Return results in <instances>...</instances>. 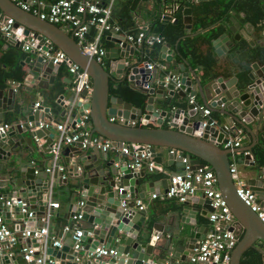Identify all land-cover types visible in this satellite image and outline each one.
<instances>
[{
  "label": "water",
  "instance_id": "water-1",
  "mask_svg": "<svg viewBox=\"0 0 264 264\" xmlns=\"http://www.w3.org/2000/svg\"><path fill=\"white\" fill-rule=\"evenodd\" d=\"M186 1H154L151 11L154 16H160L162 22L177 23L178 19H172V14L166 11H176ZM182 12L188 30L191 28L192 8L187 6ZM0 13L14 19L15 32L9 37L2 35L7 44L22 46L23 41L18 40L21 35L37 40L36 46L29 50L30 55L22 61L30 66L27 75L31 78L25 80V90L49 89V85L54 82V74L60 68L59 64L53 62V56L58 50L65 52L71 61L88 74L89 89L75 95L72 88H68L71 94L68 104L61 103L63 109L56 122H60L61 117H67L70 127L74 129L75 122H79L85 109H89L92 135L96 132L101 137L113 140L119 148L128 147L129 155L133 154L131 145L137 143L146 145L152 157L163 156L162 162L155 163L166 167L165 171L169 173L168 185L170 177L181 169L178 150L185 153L195 167L209 165L215 174L217 189L235 218V223L227 226L238 237L231 252L232 264H240L242 254L256 242H264V224L256 212L236 194L230 173L232 153L222 145L225 131L212 125L203 126L202 111L204 107L210 108L212 112H220L230 119L229 125L234 121L248 132L251 130L248 125L252 122L257 124V129H264V53L250 61L247 52L237 47L241 38L247 40L251 47L256 43L264 46V29L261 30L263 37H258V28L245 20L246 14L232 11L228 18V31L213 40L214 62L196 69L190 63V57L187 58L177 46L172 48L166 42L160 47L155 67L150 69L140 48L130 45L123 34L112 31L110 37L117 45L113 48L105 47V57L114 63L117 79H126L131 88L147 95L142 110L128 100L110 94L109 82L113 72L106 70L94 57L85 53L75 38L58 25L21 8L13 0H0ZM141 21V18H137L133 28H137ZM229 32L233 34L232 37ZM187 50L190 51L189 48ZM174 55L179 57L181 63L174 59ZM1 66L0 62V71ZM171 75L178 78L167 79ZM5 82L10 87L6 91L0 89V122L4 121L5 110L14 111L16 103L23 105L26 111L34 108L33 102H24L26 96L17 93V82ZM177 83L179 85L176 87ZM41 110L46 111L40 104L34 108L28 120H40ZM119 118L133 121L134 124H122ZM136 121L140 124H136ZM149 121L154 126H148ZM166 121L167 127L164 126ZM23 130L18 120L7 129L0 130V159L12 155L10 164L5 165L9 173L7 177L2 176L0 182L13 188L9 193H0V200L5 203L0 207V216L6 223H18L20 228L31 217L29 209L38 205L39 211L45 210L53 193L51 189L57 185L60 162L57 160L52 178L44 176L41 168L24 162V158L15 149L20 142L13 139L20 138ZM33 134L37 138L47 135L53 138L55 132L42 127L35 129ZM83 139L80 136L76 141L61 145L56 155L61 156L68 166V176L63 178L66 187L63 197L70 199L67 203L69 213L64 215L66 226L70 227V230L65 229L67 238L58 247L53 245L52 239L27 237L26 244L33 249V259L28 264L37 263L38 258V264H183L186 258L183 252L177 250L181 244L173 246L172 240H159L155 222L148 219L149 210L139 209L137 204V200L144 199L147 192L161 193L155 181L143 183V190L139 192V178L145 174L142 169L134 171L130 167L131 159L121 161L118 157L112 158L108 151H102L91 159L88 150L95 149V146L89 144L82 147ZM158 147L161 151L156 152ZM233 152H245L244 159H251L248 148H235ZM261 155L264 156V151ZM174 162L176 165L179 162V170L170 171L169 166ZM250 165L254 167L247 172L246 182L264 206V166L259 167V163L255 165L254 162H250ZM18 173L22 175L17 176ZM76 198L83 199V204L79 205ZM6 200L10 201V205L6 204ZM191 203L200 204V214L209 217L212 207L208 198L187 196L181 205V223H195ZM75 213H80L76 221L73 220ZM51 228L50 224L49 232ZM75 230L81 231L79 240L82 247L78 250L72 246ZM195 231L194 236L187 238L185 244L188 257L193 249L188 242L195 241L196 247L199 244L198 229ZM97 247L111 248L116 253L108 257H95L92 252ZM151 255L156 256V260L150 258Z\"/></svg>",
  "mask_w": 264,
  "mask_h": 264
},
{
  "label": "crops",
  "instance_id": "crops-1",
  "mask_svg": "<svg viewBox=\"0 0 264 264\" xmlns=\"http://www.w3.org/2000/svg\"><path fill=\"white\" fill-rule=\"evenodd\" d=\"M14 2H17L19 0H13ZM26 3L30 4L31 6H35L37 8H40L41 11H44L47 9L48 4L50 3V0H22ZM158 3L159 0H140L137 4V10L133 14V20H134V26L137 23V18H141V24L137 28L134 29V33L141 29L148 30L149 27L153 23L152 18V11H151V4L153 2ZM206 0H195L193 1L194 6H191L187 3V1L183 4L181 8H179L178 12H180V17L178 19V22H181L184 34L182 37H180L175 45L171 44L172 48H175L177 44L180 41V44H182V49L180 51L189 58L190 63L194 67V69L200 67V63L196 62L194 58V53L192 51L195 49L197 50V53L200 54L202 57L210 59L209 62H214V56H215V48L213 45V40L216 39L221 33L228 31L227 30V24H230V21L228 18L231 15L232 11H236L237 13L244 12L246 14L245 20L250 21L251 23H254L256 27L258 28L257 36L263 37L261 34V30L264 29V22L263 18H260L257 21H254L253 19V13L255 14L256 11L253 9L251 2L242 3L241 0H235L237 1L235 4H227L220 7L214 6L213 2L217 4L216 0L212 3ZM243 1V0H242ZM241 2V3H239ZM259 3L262 5H259L260 7H264V0H261ZM169 5V3H168ZM191 7L192 13H191V28L186 30L185 23L183 21L184 14L182 12L183 8L185 7ZM213 7H215V13H219L218 19L215 21H211L213 18ZM222 9V12L220 11ZM174 9L172 11L168 10L166 13H171L172 18L174 17V13H176ZM248 13H250L248 15ZM198 15L197 18H199L197 21H194V18ZM159 18V17H158ZM253 19V20H252ZM161 20V19H160ZM203 20L208 21V23L205 26H202ZM213 20V19H212ZM146 22H148V25H146ZM162 22V21H161ZM173 23L172 21H170ZM162 23H169V22H162ZM60 28H62L64 31H66L68 34H71L68 30V27L66 25H58ZM199 26L200 29H196V27ZM125 33H129V31H124ZM111 34V33H110ZM110 34H107V38L110 41V44L108 47L113 48L117 44L112 41ZM230 37H232V33L229 32ZM112 35V34H111ZM189 39L186 44H184V40ZM28 38L22 39V37H18V40L25 42ZM244 39V38H241ZM245 40V39H244ZM247 42V40H245ZM248 44V42H247ZM6 47L9 45L14 44H7L5 42ZM249 46V45H248ZM257 48L260 49V53H264V46H260L259 44H255ZM22 47V46H20ZM152 48L143 46V48L140 47V51L143 53L144 61L152 62L148 58V52L149 49ZM187 48L190 49V51L187 50ZM241 51L245 50L248 54L247 58L250 59V61H253L258 54L256 51H249L247 47L240 48ZM24 52H26V57L29 56V50L26 51L23 49ZM258 50V49H256ZM254 53V54H253ZM259 55V54H258ZM25 59V58H24ZM24 59L22 61H24ZM107 61L110 59L106 58ZM174 59L177 60L178 63H181V60L177 55H174ZM22 61L21 66L22 70L24 71V79L22 82H17L18 85L16 86V91L19 94H23L26 96V100L24 102H40L41 105L44 106V110H41L40 120L45 121H52L56 123V118L59 115L60 111L63 109V106H61V103L67 105L68 99L70 98V92L67 90L68 88L72 87V75L68 72L66 66L61 65L59 70L54 74L55 79L52 85H49V89H39L35 88L32 91L25 90V86L27 85L25 83V80H29L31 77L27 75V70H29L30 66L29 64H23ZM2 64V63H1ZM3 66H1V69ZM112 77L113 79L117 78V74L115 72V66L112 71ZM70 80V81H69ZM12 81V80H11ZM31 86V85H30ZM10 86L5 82L3 86H0V89H4L5 91ZM55 88V89H54ZM42 93V94H41ZM5 95V93H4ZM62 95L63 97H59ZM15 111L11 110H5L4 115V123L11 124L13 122H16L17 120L23 124V131L21 132V137H13L14 140H19L20 144L15 146V149L19 152L22 159L26 163H31L33 166H36L38 168H41L43 175H48L50 178H52L53 169L57 164V160H60L59 162V169H58V178H57V185L51 189L53 192L51 195V198L49 199L48 205L45 207L44 211H39L38 205L37 207L29 209L31 212H33V216L30 217V219L25 220L22 223V228H20V225L18 223H7V225L13 229H27V228H34V227H41V226H47L49 229V226L51 224V231L50 234L56 236V238L63 242L66 240V233H65V227H66V219L64 218V215H68L70 207L67 206V203L69 202V198L63 197V195L66 194V187L63 183V178L68 176V166L67 164L62 161L61 156L55 158V148L56 144L58 142V132L54 128H50L55 132V135L53 138L50 136L37 138L34 136L33 131L34 128H26L25 123L28 121V117L33 113L34 108H30L28 111H26L25 107L23 105H18L16 103L15 105ZM213 117L218 120L220 123V127L226 126L228 127L229 134L232 136H241L242 140H244V143H241V145L237 148L243 147L248 148L249 152H251V159L245 160L244 154L245 152H236L233 154H230V157L232 159V163L235 164V167L237 169V174L239 177L246 179L247 172L252 169L254 166L250 165V162H254L255 165L259 163V167L264 166V156L261 155V153L264 151V129H257L256 123H251L248 125V127L251 129L250 132L247 131V129L243 128L240 124L232 121V123L229 125L228 121L230 122V119L227 118L226 115L221 114L220 112H212ZM6 115L10 118V122L5 121ZM67 120V117H61L60 122H63ZM140 121V120H138ZM136 121V122H138ZM148 126H154L153 122H148ZM233 124V125H232ZM235 126V127H234ZM232 129V130H231ZM95 146V149H89L88 154L91 157V159H94V155H99L102 153V150L97 146ZM61 147V146H60ZM255 150L258 151V153H254ZM161 151V149L158 147L156 149V152ZM60 152V148L58 150V153ZM109 156L112 158L118 157L119 160L125 161L131 159V156L122 154L119 151L115 150H109L108 151ZM12 155L7 157L6 159H0V178L2 176H6L9 173V170L5 168L6 164H10ZM155 162H162L163 156L160 157H153ZM158 168L154 171H149L147 168H143L142 171H144V177H140V184L138 191L143 190V183L147 181H155V185L157 190H160L161 193L166 192L168 188V177L169 173L165 171V166H159L156 165ZM50 169L47 171L46 169ZM170 171H176L179 170V162H177V165L175 162L169 166ZM22 175V173H18L17 176ZM14 177V176H13ZM8 179V178H7ZM13 191V188L6 183L0 182V193H9ZM159 192V191H158ZM62 193V194H60ZM153 193H156L155 191ZM152 193L147 192L144 199L141 200L145 205L146 209L149 210L148 219H150L153 223L156 224V233L159 234L160 238L159 240H172L173 246H176V244H181L177 248L178 252H183L182 255L186 258V261L183 264H189V257L187 251H185L187 243V238L193 237L195 234V230L198 229L197 234L199 235V238L197 242L199 243L200 240L203 238L206 231L211 227V223L209 221V217L200 214L199 209L201 210V206L198 203H191V210L193 211V215L195 218V223H181L180 217L182 216V210L181 205L182 202L177 200L176 198H170L161 200L160 198H151L150 195ZM40 199V196L37 197ZM78 201V204L80 201L83 202V199L76 198ZM8 201V200H6ZM53 203H58V206L55 207ZM4 202L0 200V207L4 206ZM196 211V212H195ZM14 218V215L11 216ZM64 229V230H63ZM63 230V231H60ZM67 232V231H66ZM195 241L188 242L193 249L190 250L191 253H193L194 249L196 248V245L194 243ZM2 243V242H1ZM26 244V238L19 237L17 238V241L10 245H5L4 243L1 244L0 249V264H28L29 260L25 259L23 248H27ZM6 256V257H5ZM108 257V256H104ZM150 258L156 260V256L151 255ZM241 260V258H240ZM35 264H38L35 263ZM161 264V263H159ZM241 264V263H240Z\"/></svg>",
  "mask_w": 264,
  "mask_h": 264
},
{
  "label": "built area",
  "instance_id": "built-area-1",
  "mask_svg": "<svg viewBox=\"0 0 264 264\" xmlns=\"http://www.w3.org/2000/svg\"><path fill=\"white\" fill-rule=\"evenodd\" d=\"M114 2L115 0H50L47 9L44 11L22 0L16 3L21 8L33 14H37L43 20L56 25H66L83 51L94 57L102 66L108 67V70L112 72L115 65L111 60L107 61L105 57V47L101 44V38L106 32L112 34V31H114L123 34L124 39L130 45L137 48H143L144 45H162L165 43L160 35L147 33L146 29H141L136 33H125L124 31H120L118 25L110 23L109 20L112 16ZM13 23L14 19L12 17L0 13V32L2 35L9 37L15 32ZM91 28L94 30L92 36L88 34ZM111 34L110 36H112ZM21 37L22 39L25 38L23 35H21ZM36 44L37 40L30 37L25 40L22 47L24 50L28 51L36 46ZM53 62L60 66H66L68 72L72 75L71 88L75 95H78L84 89H89L88 82L90 78L88 74L76 63L71 61L65 52L58 50L53 56ZM155 65L156 62H149L148 68L151 69L155 67ZM170 78L176 80L178 77L175 75L167 76V79ZM178 85L179 83L176 84V87ZM38 105H40V102L34 103V108ZM202 111L203 126L212 125L223 129L225 131V136L222 140V145L233 154L234 149L239 147L242 143L241 136H232L229 134L228 127H220L218 120L212 117V110L210 108L202 107ZM88 120L89 109H85L81 120L75 122L74 129L70 127L67 120L56 123L45 120H28L25 123V127L31 129H40L42 127L49 129L54 128L58 132L55 158L61 145H67L76 141L80 136L84 137L81 142L82 147H86L89 144L97 145L104 152L115 150L125 155L129 154L128 147L123 146L119 148L115 145L113 140L101 137L96 132L92 135V130L87 128ZM119 122L122 124L127 122L129 124H134L133 121H125L123 118H119ZM9 126L10 124L8 123L0 122V130H5ZM131 146L133 148V154L130 155V167L134 171H139L143 168L154 171L158 168L151 153L147 151L146 145L133 143ZM177 152L181 155V169L170 177V184L166 192L160 194L152 193L150 197L160 198L161 200L176 198L181 202L184 201L187 196H203L208 198L212 207V211L209 214L211 227L206 231L198 246L189 257V264H232L231 252L236 245L238 237L237 233L234 230L228 229L227 226L233 225L235 223V218L226 200L217 189L215 174L209 165L195 167L185 153L179 150ZM46 170L49 171L50 169L47 168ZM230 173L233 177L236 194L252 211L256 212L258 218L264 224V206L261 204L254 191L250 189L247 182L238 176L234 163L230 164ZM6 204L10 205V201H6ZM82 204L83 202L80 201L79 205ZM137 204L139 205V209L146 207L139 199L137 200ZM53 205L57 207L58 203H53ZM33 214V212H30V216H33ZM78 218H80V213H75L73 220L76 221ZM65 229L70 230V227L66 226ZM18 236L22 238L42 237L44 239H52L54 246L60 247L62 245L61 241H59L56 236L50 234L47 226L13 230L7 225L2 216H0V242L5 245H10L17 241ZM80 236V230H75L72 235V246L75 250L82 247L79 240ZM23 252L25 259L29 261L33 259L32 248H23ZM115 253L114 249L97 247L92 252V255L100 257L114 255ZM36 262H40V259H36Z\"/></svg>",
  "mask_w": 264,
  "mask_h": 264
},
{
  "label": "trees",
  "instance_id": "trees-1",
  "mask_svg": "<svg viewBox=\"0 0 264 264\" xmlns=\"http://www.w3.org/2000/svg\"><path fill=\"white\" fill-rule=\"evenodd\" d=\"M140 0H115L112 10V16L109 20L110 23H115L119 26L120 31H129V33H134V29L132 28L134 26V20H133V14L137 10V4ZM192 1H187V3L191 6H194V3ZM209 2H213L216 0H206ZM205 1V2H206ZM261 0H241L242 3L251 2V5L253 9L256 11V13H253V19L254 21L259 20L260 18L264 17V7H260L259 5H262L259 3ZM218 3L215 4L213 2L214 6L216 7H222L227 4H235L237 1L235 0H220L217 1ZM239 2V3H241ZM222 12V9H220ZM250 13H248L249 15ZM159 17V18H158ZM174 17L179 19L180 12L176 11L174 13ZM198 15L194 18V21H197L199 18H197ZM219 13H215V7H213V20L215 21L218 19ZM153 23L149 27L147 33H154L157 35H160L163 38V41L166 43H170L172 45H175L176 41L183 36L184 29L181 24V22L177 23H162L161 18L158 15L152 14ZM252 19V20H253ZM208 23V21L203 20V25L205 26ZM196 29H200L199 26L196 27ZM94 33V30L91 28L89 30V35L92 36ZM109 32H106L102 38H101V44L104 47H108L110 44L109 39L107 38V34ZM190 40V38L184 40V44H186ZM177 46L182 49V44H180V41ZM5 41L2 38V33L0 32V62L2 63L3 68L0 71V86H3L6 80H14L18 82H22L24 79V71L22 70L21 61L26 57V52L22 50V47L15 46V45H9L7 47H4ZM247 42L244 39H240L237 43V47L244 48L247 47L250 51H256L258 54L260 53V49L257 48V46L251 47L248 46ZM146 47H150L147 45H144ZM152 48L149 49L150 52H148V58L152 62H157V59L160 55V47L161 44H154L151 45ZM258 49V50H256ZM192 53H194V58L196 62L200 63V66H208L209 60L207 58L202 57L200 54L197 53V50H193ZM258 54L256 56H258ZM106 70H108V67H104ZM109 91L111 95H116L122 97L124 100H128L133 103L134 106L144 110L145 102L147 99V95L130 87L128 81L126 79H111L109 82ZM16 110V109H15ZM14 110V111H15ZM213 114V113H212ZM213 117V115H212ZM5 121L10 122V118L6 115ZM7 123V122H6ZM136 124H140V122H137ZM167 121L165 122V127H167ZM87 128L92 130V124L91 120L89 118L87 123ZM254 153H258L257 150H255ZM241 264H264V242L258 241L253 246L249 247L241 256L240 260Z\"/></svg>",
  "mask_w": 264,
  "mask_h": 264
}]
</instances>
